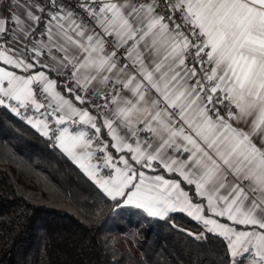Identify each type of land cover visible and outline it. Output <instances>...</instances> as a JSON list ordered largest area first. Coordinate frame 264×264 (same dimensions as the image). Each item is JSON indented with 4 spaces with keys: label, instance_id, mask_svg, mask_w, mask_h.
<instances>
[{
    "label": "snow or ice",
    "instance_id": "snow-or-ice-1",
    "mask_svg": "<svg viewBox=\"0 0 264 264\" xmlns=\"http://www.w3.org/2000/svg\"><path fill=\"white\" fill-rule=\"evenodd\" d=\"M0 107L115 208L264 264V0H0Z\"/></svg>",
    "mask_w": 264,
    "mask_h": 264
},
{
    "label": "trees",
    "instance_id": "trees-1",
    "mask_svg": "<svg viewBox=\"0 0 264 264\" xmlns=\"http://www.w3.org/2000/svg\"><path fill=\"white\" fill-rule=\"evenodd\" d=\"M182 229V230H181ZM185 213L115 208L50 141L0 107V264H218Z\"/></svg>",
    "mask_w": 264,
    "mask_h": 264
},
{
    "label": "built area",
    "instance_id": "built-area-1",
    "mask_svg": "<svg viewBox=\"0 0 264 264\" xmlns=\"http://www.w3.org/2000/svg\"><path fill=\"white\" fill-rule=\"evenodd\" d=\"M22 111H23V110H22ZM28 114H31V115H32V112H31V111H29V112H28ZM49 141H50V140H49ZM50 143H51V141H50Z\"/></svg>",
    "mask_w": 264,
    "mask_h": 264
},
{
    "label": "crops",
    "instance_id": "crops-1",
    "mask_svg": "<svg viewBox=\"0 0 264 264\" xmlns=\"http://www.w3.org/2000/svg\"><path fill=\"white\" fill-rule=\"evenodd\" d=\"M28 115H31V114H28ZM173 178H175V177H173ZM129 207V206H128ZM131 207V206H130ZM142 211V210H141ZM143 212V211H142ZM144 213V212H143ZM144 214H146V213H144ZM147 215V214H146Z\"/></svg>",
    "mask_w": 264,
    "mask_h": 264
}]
</instances>
